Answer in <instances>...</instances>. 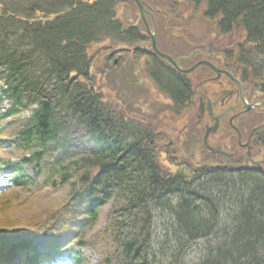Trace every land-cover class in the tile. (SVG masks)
<instances>
[{
	"label": "trees",
	"instance_id": "1",
	"mask_svg": "<svg viewBox=\"0 0 264 264\" xmlns=\"http://www.w3.org/2000/svg\"><path fill=\"white\" fill-rule=\"evenodd\" d=\"M207 1L219 26L229 33L239 27L242 44H252L249 59L264 51V0ZM117 2L3 0L0 94L19 107L35 106L17 147L36 160L43 156L36 174L49 173L53 162L91 220L111 202L105 220L117 264H184L189 244L198 240L207 245L200 264H264V174L171 176L158 161L164 148L154 132L126 119L94 89L88 49L102 40L143 39L139 28L116 18ZM152 56L148 76L181 105L189 99L181 75ZM23 178L21 185L28 183ZM226 192L235 193L228 207Z\"/></svg>",
	"mask_w": 264,
	"mask_h": 264
},
{
	"label": "rangeland",
	"instance_id": "2",
	"mask_svg": "<svg viewBox=\"0 0 264 264\" xmlns=\"http://www.w3.org/2000/svg\"><path fill=\"white\" fill-rule=\"evenodd\" d=\"M86 1L92 2L95 0ZM141 1L145 7L150 8L151 11L153 10L152 15L159 23L156 27V39L160 50L164 53L174 56L173 53L176 52H171L172 48L174 46L175 48H180L181 46L176 44V41H180L182 44H185L184 46H188L191 49L188 53L187 49L182 52L188 55H195L193 57L212 58V53L218 54L225 52V50L229 52L231 50L229 49L230 47L238 43L242 44L243 42V38L237 36L236 32H232L226 36H218L215 32L216 23L213 20H209L211 18H205L198 9L195 11L190 7L189 0L165 1L164 4L175 2L176 8H178L176 9L178 15L175 12L170 14L172 15V20L167 23L169 28H172V31H174L173 33L178 32V34H172L167 27L162 25L164 18L155 13L160 8L158 4L159 0ZM2 4L3 0H0V5ZM115 15L125 28L134 26L142 31V16L138 12L133 0H118ZM149 18L151 16H146L148 25L151 21ZM232 36L235 38L233 39ZM148 45V40L138 42L136 39L129 40L127 45H115L107 40L93 44L88 49V54L92 58L91 72L94 77L92 81L94 89L101 93L103 99L119 113L123 114L126 119L148 126L158 137V142L163 144L162 148H165L169 154L171 153V156L174 155V152L170 149L173 145L176 148V150L174 148L173 150L176 151L177 156H175V159L177 161H183V155L185 158H188L186 160L191 165H199L201 163L200 159L204 157V154L202 152L200 154L197 153V151L193 150L195 147L193 148L192 146L183 148L184 140H182L181 133L183 132L187 118H189V113H184V111L179 114L174 113L170 109V105H168L164 94L155 88L152 81L146 76L148 71V69L146 70V59L153 58L150 56L151 51ZM243 46H248V43H243ZM199 51L203 52V54L199 53ZM241 51L237 52V56H239ZM251 53L242 55L241 57L248 58ZM251 56H253V53ZM114 60L117 61L116 65L112 64ZM129 60H133L132 65L138 69L139 79H143L144 83L141 85L136 81L138 76L133 75L132 77L128 72ZM159 133H163L165 137L160 138L161 134ZM178 147L185 150L183 154ZM192 151L193 156H191ZM164 157V152H159L158 161L160 164L165 163ZM7 158L11 160V163L18 162V154L15 150L0 149V160H7ZM175 159H172L173 163L176 162ZM23 169L25 172H29L27 166H24ZM222 185H224V181L219 183V186ZM227 190H229V187ZM8 193L15 201L10 202V206H2L3 209L0 211V229H2L0 235L3 236V239L14 235L13 232H17L19 228H27L29 230L53 229L49 227L51 219L56 218L60 208L67 201L68 187L67 185L57 186L55 189L50 186L44 188L38 187L35 191L32 189L29 193L20 189H13ZM25 196L28 199L26 202H22L21 200ZM234 196V192L227 193L223 199L224 205L227 206L226 203L231 202ZM2 199L7 200L8 198L3 196ZM107 210L108 206L103 209V214L99 217L96 224L84 230L82 234L83 240H88L95 231L104 226ZM104 237L107 240V237ZM163 239L165 241V238ZM108 242H111V240H108ZM95 244L98 249L105 245L102 243V238L96 239ZM189 245L186 250L187 260L185 259V263L184 261L183 263L200 264L199 259L202 256V250H205L207 245L202 243L201 240L192 242ZM37 247L42 249L43 243H39ZM162 247L160 245V251L164 249ZM81 253L86 260V264H98L96 252L81 248ZM69 259L70 256H67L66 260Z\"/></svg>",
	"mask_w": 264,
	"mask_h": 264
},
{
	"label": "flooded vegetation",
	"instance_id": "3",
	"mask_svg": "<svg viewBox=\"0 0 264 264\" xmlns=\"http://www.w3.org/2000/svg\"><path fill=\"white\" fill-rule=\"evenodd\" d=\"M159 59V58H158ZM189 99L180 110L189 113L181 135L204 140L221 153L210 155L218 163L264 172V64L259 58H177ZM160 60V59H159ZM162 61V60H161ZM207 62L206 64H203ZM162 63L175 69L167 61ZM241 135V136H240ZM195 140V139H194ZM206 149V148H205Z\"/></svg>",
	"mask_w": 264,
	"mask_h": 264
},
{
	"label": "bare ground",
	"instance_id": "4",
	"mask_svg": "<svg viewBox=\"0 0 264 264\" xmlns=\"http://www.w3.org/2000/svg\"><path fill=\"white\" fill-rule=\"evenodd\" d=\"M165 1L166 0H159L158 1L160 8L158 9L157 14H159L161 17L164 18L163 24H162L164 27H167L172 32V34H178V32L173 33L174 31H172V28H169V26L167 25L168 21L172 20V15H170V14L175 12L178 15V11H176V9H178V8H176L177 6H176L175 2H173V3L168 2V3L164 4ZM189 6L192 7L195 11L198 9L203 14V16L205 18H211L209 20H213V22L216 23L217 27H215V32L218 36H226V35L230 34L229 32H227L228 29L226 27L219 26V22H218L219 17L218 16L208 15L209 3L207 0H189ZM158 24L159 23L154 19V16H151V22L149 24L148 29L141 31L142 38H144L146 41L147 40L149 41V45H148L149 49H152L154 46L155 49L158 50L160 55L157 54L156 52L155 53H156V55H158L159 58H171L173 60L170 63L172 66L175 67V69H170L171 72L173 71L176 73L178 68L181 67L180 64L178 63L177 58H200V56L193 57L195 55H190V54L188 55L187 53L190 52L191 49L188 46L187 47L184 46L185 44H182L180 41H176V44L181 46L180 48H175V46L173 47L174 49L172 48L171 52H176V53H173L174 56H172L168 53L162 52V50H160V48H159V44H158L157 39H156V27L158 26ZM233 32H236L237 36H241L244 39V37L242 35V31L240 30L239 27L237 28V30L234 29ZM232 38L234 39L235 37L232 36ZM237 42H240V41H237ZM153 43H154V45H153ZM185 49H187V53L182 52ZM229 49H231L229 52L232 54H230L227 50H225V52L218 53V54L212 53V58H242L241 57L242 55H246V54L254 51V47L252 46V44H249V43H248V46H246V47H244L243 44L238 43V44L230 47ZM239 50H242V51L239 54V56H237V52ZM199 53L203 54V52H201V51H199ZM250 58H264V51H262L260 54H258L257 57L254 56V57H250ZM128 68H129L128 70L130 72V75L132 77H133V75L138 76V78L140 77L138 74V71H137L138 69L135 68L132 65V63L130 65H128ZM137 79H136V81H138ZM139 85H141V82H139ZM13 98H15V97H13ZM9 103H10V105H12L15 108L19 107V105L16 103H13L11 101H9ZM195 142H196V140L190 141L188 143V146H192Z\"/></svg>",
	"mask_w": 264,
	"mask_h": 264
},
{
	"label": "water",
	"instance_id": "5",
	"mask_svg": "<svg viewBox=\"0 0 264 264\" xmlns=\"http://www.w3.org/2000/svg\"><path fill=\"white\" fill-rule=\"evenodd\" d=\"M134 1L136 2L137 6H138L139 12H140V14H141V16H142V19H143V21H144V23H145V27H146V30H147L149 26L147 25V23H146V21H145V19H144V12H145V9H144V7H143V3H142L141 0H134ZM153 45H154V43H153ZM152 49H153L154 52H156L157 54H159L158 50L155 49L154 46H153ZM159 55H160V54H159ZM163 59L168 60V61H170V62L173 61L171 58H163ZM191 69H192V68H191ZM191 69H189V70H183V71L188 72V71H190Z\"/></svg>",
	"mask_w": 264,
	"mask_h": 264
}]
</instances>
